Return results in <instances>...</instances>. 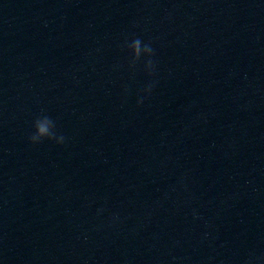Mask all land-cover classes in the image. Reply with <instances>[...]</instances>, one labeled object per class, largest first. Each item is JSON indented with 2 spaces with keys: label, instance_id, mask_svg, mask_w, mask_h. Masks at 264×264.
Returning a JSON list of instances; mask_svg holds the SVG:
<instances>
[{
  "label": "water",
  "instance_id": "95a60500",
  "mask_svg": "<svg viewBox=\"0 0 264 264\" xmlns=\"http://www.w3.org/2000/svg\"><path fill=\"white\" fill-rule=\"evenodd\" d=\"M134 37L155 49L141 107L150 78L121 50ZM42 114L63 145L29 143ZM185 173L192 203L178 190L148 219ZM115 212L125 223L97 231ZM253 250L264 0H0V264H241Z\"/></svg>",
  "mask_w": 264,
  "mask_h": 264
},
{
  "label": "clouds",
  "instance_id": "9594fccd",
  "mask_svg": "<svg viewBox=\"0 0 264 264\" xmlns=\"http://www.w3.org/2000/svg\"><path fill=\"white\" fill-rule=\"evenodd\" d=\"M121 50L126 52L130 56L129 67L136 68L141 62L144 65V72L150 78V82L143 88V96L137 99V107H141L144 103V99L151 97L158 81L152 80L151 78L156 72V62H155V49L151 42H144L140 37H134L130 41L125 38L123 44L121 45ZM127 91V90H126ZM43 112V110H42ZM34 133L29 136V143L33 146L39 145L44 141L55 143L60 146L65 143V137L63 135H58L56 121L49 115L42 114L37 117L33 124ZM187 174L181 175L176 184L170 186L168 191H165L161 199L154 202L153 209L148 214V219L151 218V214L156 208L161 207L164 202L171 199L172 195L177 193L178 190H183L187 194V198L183 201L185 206L190 205L195 199L191 192L190 185L187 182ZM105 204H107V199H105ZM91 205H89L90 207ZM107 211L106 207H99L96 209V218L100 219L104 216ZM192 218L196 220H205V218L199 213L195 208L192 209ZM127 218H122L119 212L110 213L107 221L101 220V223L96 226V230L99 231L104 227L110 229H116L117 227L123 225ZM205 227L208 228L210 225L205 220ZM210 233L205 231L202 234V240H208ZM178 243V242H177ZM179 257H172L174 264L178 262ZM241 264H264V255H258L254 250L249 251L248 254L242 258Z\"/></svg>",
  "mask_w": 264,
  "mask_h": 264
}]
</instances>
